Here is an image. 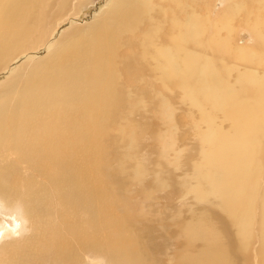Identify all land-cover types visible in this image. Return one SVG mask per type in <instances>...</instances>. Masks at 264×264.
Returning <instances> with one entry per match:
<instances>
[{
    "label": "bare ground",
    "instance_id": "6f19581e",
    "mask_svg": "<svg viewBox=\"0 0 264 264\" xmlns=\"http://www.w3.org/2000/svg\"><path fill=\"white\" fill-rule=\"evenodd\" d=\"M83 1L0 0V72L10 69L0 82V210L15 217L18 234L26 231L13 235L0 213V264L250 259L254 232L259 249L264 245V182L258 177L264 71L234 44L230 20L243 10L240 25L262 45L264 0H222L215 17L208 0H109L89 20L64 27ZM138 82L179 91L185 113L199 115L190 120L194 160L177 179L181 183L162 168L176 151L159 127L172 105L149 90L163 118L149 121L150 101L129 88ZM140 120L136 141L146 146L133 175L136 186L129 188L126 168L99 165V157L109 156L101 143L113 126L127 132ZM176 152L171 158L178 162ZM104 177L113 189L105 188ZM177 186L179 204L172 207L165 198L172 195L173 202ZM149 189L165 195L160 205L171 220L149 218ZM138 192L145 206L132 217L118 205ZM196 203L200 209L188 219L178 215ZM259 249L258 264L264 256Z\"/></svg>",
    "mask_w": 264,
    "mask_h": 264
},
{
    "label": "rangeland",
    "instance_id": "374dc122",
    "mask_svg": "<svg viewBox=\"0 0 264 264\" xmlns=\"http://www.w3.org/2000/svg\"><path fill=\"white\" fill-rule=\"evenodd\" d=\"M84 1H83V4L81 5V7L79 9L78 16L75 15V16H72V18L68 17L64 21H62L61 24L64 27L67 25H72L75 22H79V21L84 22L85 20H89L91 18V16H93L98 11H100L109 0H84ZM207 5L211 8V14H213V17H215L224 8V6H223L224 4H223L222 0H208ZM242 12H243V10L240 12H236V15H234V17L232 16V18L230 20L232 27H233L231 34H232L233 39H234V44L236 46H242L245 49H247L248 52L246 53V55L248 57H250L256 65H258V66L263 65V68H261L262 69L261 71H264V43L262 45L256 44L255 39L253 38V36L249 32V30L240 25V21L242 20L241 18L245 14V12H243V13ZM223 32H224V30H223ZM45 48L46 47L42 48L43 53L46 52ZM126 53H124V54H126ZM9 74H10V69L9 70L4 69L3 71H1L0 72V82L3 81ZM157 84L158 83L154 82L153 84L151 83V84L144 86L143 82H138L137 84H134V85L132 83L130 85L131 87H129V88L132 89L133 93H134V90H136L135 91L136 95L141 94V95L145 96L144 98H146V100L150 101L147 105V109L149 108L148 110L150 112H148V111H146V112L148 115L153 116V117L147 118L149 121L156 119L157 121L160 122L163 119L157 114L158 109H160L159 103H161V102H160V100H158V101L154 100L152 98L153 94L150 93L149 90L153 91L154 94L156 93V95H158L159 99L164 100V102L167 105H169V106L172 105V107H169V110L171 109L170 110L171 111L170 117L167 118L168 120H166L167 121L166 123H161L159 125V127L161 129H164L165 132H167L166 133L167 137L165 136L166 140H170V145H172V146L176 145L174 147V149H176V151H178V152H181V154L179 155L180 159L178 158V162H176L175 159L173 160L172 158H174L175 153H177V152L176 151L175 152L170 151L169 155H168V160H166L165 163L164 162L162 163V165H163L162 168L164 166L167 167V168L164 167L163 170L166 172V174H167V171L170 170L171 174H173L172 175L173 178L178 183L181 181L180 179L183 176L182 173H184L185 169H188V167L191 166V163L194 160V156H191V153H190L191 147H193V145H194L193 144L194 141H193V139H191V137L194 134L192 133V130L190 129V124H191L190 120L192 118L199 119V117H198L199 115H194V116L190 117L185 113V109L182 108L178 104V101L180 102V100L178 99V98H180L179 91H175V93L174 92L170 93V92H167L166 90L160 91L161 90V87H159L160 84H158V85ZM135 86L138 89H136ZM152 86H153V88H152ZM147 87H148V89H147ZM178 106H179V108H178ZM183 109H184V111H183ZM159 122H157V123L159 124ZM217 123H218V125H220V127L223 129L224 132H226V131L230 132L231 128L227 129L229 127L227 122H220L218 120ZM141 125H142L141 120H140V122H131L127 132H120V129H116L115 128L116 125H115L109 131L110 133L108 135H106L105 138L102 140L103 144L101 143V153H108L109 156H108V158L105 157L103 159H101L99 157V165L103 166L104 168L109 167L110 169H111V167H115V166L117 168L118 167H122L124 169L126 168V171H128V175L130 177L128 176L126 179H123V181H124L123 184H124V186L129 187V188H134L136 186V181H135L133 175L136 172L137 168L139 167V162L141 160V152L144 150V148L146 146V142L144 140H142L141 138L138 141H136L137 138L139 137V129L141 128ZM136 136H137V138H136ZM262 145H264V140L262 141ZM263 148H264V146H263ZM262 155L264 157V154H262ZM169 157H170V160H169ZM154 169H155V171H157V169L160 170L159 166L157 167V165H155ZM166 169H167V171H166ZM258 169L261 170V172H260L261 175L258 176L259 181L264 182V180H263L264 179V159L261 161V164L259 165ZM105 178H107V177H104V179ZM177 179L180 181H178ZM154 182H152V183H154ZM114 186L115 185H113L112 181L109 178L105 179V188L107 190L113 189ZM158 188L159 187H157V189H156V186H153L154 190H158ZM168 188H169V185H166L164 188L160 187L159 190L162 191V189L166 190ZM121 192H122L121 189L117 188V196H116L117 198L122 197ZM148 192L150 193L149 196H151V198L153 199V200L150 199L146 203V205L148 207L151 206L150 207L151 209L148 208L149 218L155 222H157L159 220H165V221L168 219L171 220L170 214L164 211L163 205H160L164 201L165 195L154 194L151 191V189H149ZM180 193L181 192L178 191V186H177L176 192L173 193V195L175 196V197L173 196V202H172V197H171L172 195H171V196H168L167 198H165V199H167V201L165 200L166 203L168 204L169 202H171V203H169V205L172 204L173 205L172 207H174V205L177 206V203H178L177 201L179 200ZM117 200L119 201V199H117ZM155 201L158 202L159 204H156ZM119 202H121V203L118 205V208L120 210L125 209L126 212H128L129 215L132 217L134 215L140 213L139 209L144 208V206H145L144 196L140 192H138V195L136 197L133 196V197L127 198L126 200L121 199ZM198 204L199 203H196V205H198ZM188 206H190V204L184 205L181 208V212L178 213L179 216H182L181 217L182 219H188L190 217V215L194 212L193 210L194 209H200L201 205H198V206L192 205V207L190 206V208ZM182 209H183V211H182ZM189 210H190V212H189ZM256 211H258V212H256ZM200 212L201 211H198L197 213L199 214ZM0 213H1V216L4 219V221L6 222V224L12 229L13 235L19 236L20 234L24 235L26 233V231L19 232V234H18V232H16L18 230L19 226H18V223H16V219L13 215H11L9 213H3V212H1V210H0ZM257 213H259V209L257 207H255L254 214L257 215ZM256 219H257V216H256ZM258 237H259V235H258ZM255 240H258V242ZM253 241H254V243H253L251 249L250 248L248 249V252H249L251 258L249 259L248 257L244 256L241 259V257H240L239 264H254V262H255V264H258V259H256L257 258V249H259V247L261 245V243H260L261 240L259 238L257 239V237L255 236V232H254ZM259 250L264 251V245H263V248H261ZM253 254H256V255L253 256ZM262 259H264V256ZM262 259L259 261V264L264 263V260H262ZM83 263H85V264H99V261H98L97 257H94V258H86L83 261ZM100 264H104L103 260L100 261Z\"/></svg>",
    "mask_w": 264,
    "mask_h": 264
},
{
    "label": "clouds",
    "instance_id": "9594fccd",
    "mask_svg": "<svg viewBox=\"0 0 264 264\" xmlns=\"http://www.w3.org/2000/svg\"><path fill=\"white\" fill-rule=\"evenodd\" d=\"M97 259H98V261H99V264H100V261H101V260H103V259H104V257H98Z\"/></svg>",
    "mask_w": 264,
    "mask_h": 264
}]
</instances>
